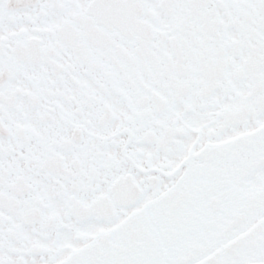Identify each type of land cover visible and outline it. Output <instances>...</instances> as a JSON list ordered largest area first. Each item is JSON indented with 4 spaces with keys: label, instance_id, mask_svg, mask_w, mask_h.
I'll list each match as a JSON object with an SVG mask.
<instances>
[{
    "label": "snow or ice",
    "instance_id": "6c2138e0",
    "mask_svg": "<svg viewBox=\"0 0 264 264\" xmlns=\"http://www.w3.org/2000/svg\"><path fill=\"white\" fill-rule=\"evenodd\" d=\"M0 264H264V0H0Z\"/></svg>",
    "mask_w": 264,
    "mask_h": 264
}]
</instances>
